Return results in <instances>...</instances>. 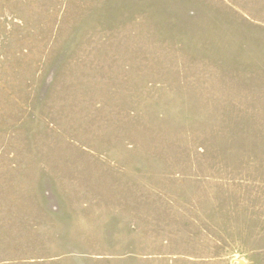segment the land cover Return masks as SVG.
<instances>
[{
	"label": "rangeland",
	"instance_id": "374dc122",
	"mask_svg": "<svg viewBox=\"0 0 264 264\" xmlns=\"http://www.w3.org/2000/svg\"><path fill=\"white\" fill-rule=\"evenodd\" d=\"M0 264H264V0H0Z\"/></svg>",
	"mask_w": 264,
	"mask_h": 264
}]
</instances>
